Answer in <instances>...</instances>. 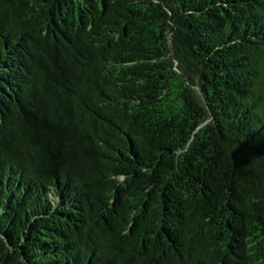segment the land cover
<instances>
[{
    "label": "trees",
    "instance_id": "16d2710c",
    "mask_svg": "<svg viewBox=\"0 0 264 264\" xmlns=\"http://www.w3.org/2000/svg\"><path fill=\"white\" fill-rule=\"evenodd\" d=\"M0 264H264V0H0Z\"/></svg>",
    "mask_w": 264,
    "mask_h": 264
}]
</instances>
